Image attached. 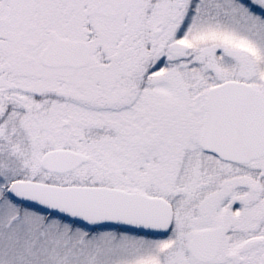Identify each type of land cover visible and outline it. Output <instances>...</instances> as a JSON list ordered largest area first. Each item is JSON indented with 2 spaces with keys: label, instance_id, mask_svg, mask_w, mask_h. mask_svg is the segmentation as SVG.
Returning a JSON list of instances; mask_svg holds the SVG:
<instances>
[{
  "label": "snow or ice",
  "instance_id": "obj_1",
  "mask_svg": "<svg viewBox=\"0 0 264 264\" xmlns=\"http://www.w3.org/2000/svg\"><path fill=\"white\" fill-rule=\"evenodd\" d=\"M0 264H264V0H0Z\"/></svg>",
  "mask_w": 264,
  "mask_h": 264
}]
</instances>
